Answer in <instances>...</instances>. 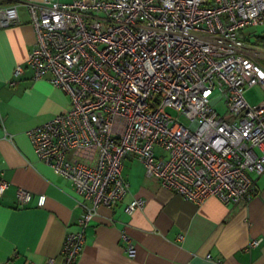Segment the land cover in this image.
I'll use <instances>...</instances> for the list:
<instances>
[{"label": "built area", "instance_id": "1", "mask_svg": "<svg viewBox=\"0 0 264 264\" xmlns=\"http://www.w3.org/2000/svg\"><path fill=\"white\" fill-rule=\"evenodd\" d=\"M19 4L35 32L32 77L69 97L66 110L27 134L38 158L71 183L81 210L59 259L45 264L77 263L98 207H113L129 189L127 156L185 200L248 202L264 172V99L250 103L244 91L264 84V65L245 55L240 30L264 23V0H0V26L19 21ZM6 186L0 177V195ZM16 195L26 202L32 193L18 187ZM143 206L134 197L123 209ZM120 236L134 255L124 229Z\"/></svg>", "mask_w": 264, "mask_h": 264}, {"label": "crops", "instance_id": "2", "mask_svg": "<svg viewBox=\"0 0 264 264\" xmlns=\"http://www.w3.org/2000/svg\"><path fill=\"white\" fill-rule=\"evenodd\" d=\"M18 16L17 23L0 26V177L7 181L0 195V264H45L49 256L59 259L64 235L76 228L81 210L71 183L38 158L27 131L66 110L69 97L46 77H32L26 60L35 32L25 4L18 5ZM240 32L245 55L264 65V23ZM18 64L22 70L13 75ZM254 86L262 96L254 102L245 96L250 103L264 99V84L244 95ZM122 173L128 191L113 207H98L84 228L76 264H264V172L255 177L248 202L238 205L216 196L200 204L185 200L146 176L131 156L123 159ZM18 187L32 193L28 201L18 200ZM134 197L144 206L128 214L124 205ZM122 229L135 246L132 256Z\"/></svg>", "mask_w": 264, "mask_h": 264}, {"label": "rangeland", "instance_id": "3", "mask_svg": "<svg viewBox=\"0 0 264 264\" xmlns=\"http://www.w3.org/2000/svg\"><path fill=\"white\" fill-rule=\"evenodd\" d=\"M245 96L248 97L250 99L251 102H254L255 100L261 98V91L257 88V87H252L249 90H247L245 92ZM216 109L218 110V112L223 115V116H227V111L223 105L222 102H218L216 103ZM171 114L175 115L177 114L176 111L172 110V109H167ZM180 119L184 122L187 123V121L185 120V118L183 116H180Z\"/></svg>", "mask_w": 264, "mask_h": 264}, {"label": "water", "instance_id": "4", "mask_svg": "<svg viewBox=\"0 0 264 264\" xmlns=\"http://www.w3.org/2000/svg\"><path fill=\"white\" fill-rule=\"evenodd\" d=\"M219 96H216L214 97L212 100H211V103H214L217 99H218Z\"/></svg>", "mask_w": 264, "mask_h": 264}]
</instances>
